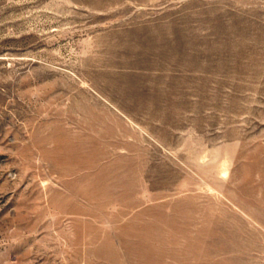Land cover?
Wrapping results in <instances>:
<instances>
[{"label": "rangeland", "instance_id": "rangeland-1", "mask_svg": "<svg viewBox=\"0 0 264 264\" xmlns=\"http://www.w3.org/2000/svg\"><path fill=\"white\" fill-rule=\"evenodd\" d=\"M0 264H264V0H0Z\"/></svg>", "mask_w": 264, "mask_h": 264}]
</instances>
